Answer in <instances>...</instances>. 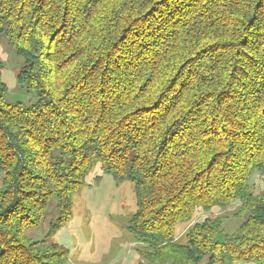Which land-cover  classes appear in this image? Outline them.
<instances>
[{
	"label": "trees",
	"instance_id": "trees-1",
	"mask_svg": "<svg viewBox=\"0 0 264 264\" xmlns=\"http://www.w3.org/2000/svg\"><path fill=\"white\" fill-rule=\"evenodd\" d=\"M2 36L36 100L0 62V264H61L22 231L52 198L67 221L97 163L133 184L148 263L264 264V0H0ZM236 201L233 233L195 221Z\"/></svg>",
	"mask_w": 264,
	"mask_h": 264
},
{
	"label": "rangeland",
	"instance_id": "rangeland-1",
	"mask_svg": "<svg viewBox=\"0 0 264 264\" xmlns=\"http://www.w3.org/2000/svg\"><path fill=\"white\" fill-rule=\"evenodd\" d=\"M50 54V50L44 47ZM46 56V55H45ZM45 64L49 62L46 60ZM1 80L6 85L5 98L8 102L34 103L35 95L19 86L17 76L24 59L6 36L0 39ZM1 182V175H0ZM250 184L255 193H264V176L252 173ZM0 188L2 184L0 183ZM71 214L67 221L57 225L61 211L57 200L52 198L46 214L39 223L26 227L22 237L27 241H37L40 252L48 253L47 262L61 264H150L142 253L150 248L128 231L129 216L135 211L134 186L129 181H116L103 173L97 163L85 177L84 185L71 198ZM207 218L216 226L221 235L236 231L244 218L240 203L233 202L229 207L214 208L210 212H199L195 221ZM187 225H180L178 240ZM183 241V240H182ZM61 247L68 252L67 258H55ZM58 256V255H57ZM60 257V256H59ZM215 264H251L250 262H225Z\"/></svg>",
	"mask_w": 264,
	"mask_h": 264
}]
</instances>
